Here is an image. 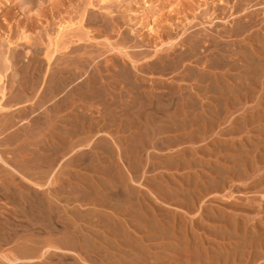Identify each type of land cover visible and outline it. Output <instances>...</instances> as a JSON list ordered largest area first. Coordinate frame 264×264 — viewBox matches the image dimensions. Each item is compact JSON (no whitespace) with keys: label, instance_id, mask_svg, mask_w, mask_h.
I'll use <instances>...</instances> for the list:
<instances>
[{"label":"bare ground","instance_id":"6f19581e","mask_svg":"<svg viewBox=\"0 0 264 264\" xmlns=\"http://www.w3.org/2000/svg\"><path fill=\"white\" fill-rule=\"evenodd\" d=\"M260 1L264 3V0H260ZM217 2H220V3L225 2V5H223V3L217 4ZM251 2L252 0H234L230 5H226L228 4V0H215V1L214 0H0V99L5 97L3 99V102L6 104V105L5 104L3 105L0 103V109L1 110L3 109L17 110V120H20L22 118L21 116L29 117L28 121L31 120L29 125L31 127H35V126L40 125V123L41 124L43 122L45 123V120L43 119L42 116H40L41 114H39L41 113L39 112L40 106H42L43 104H46L47 102L53 103L51 104L52 105L51 107L48 106L47 104V106L50 107L48 108L49 109L48 121L46 120V123H47L46 129L48 130V132H46L47 135L44 137H47L48 143L46 142L47 145L45 144L44 145L45 147H43L42 144H41L42 146L39 145L40 146L39 149L41 148V150L46 151L45 155L40 156L44 160L42 159H39V160L40 162L41 161L46 162L47 167L46 166L45 167L47 169L45 171L38 172L36 169L37 167H39L40 164H38L39 162L37 163V161L35 164L29 162L33 165H31L32 167L31 166L27 167L28 165L26 166L25 164L27 163L28 159L25 160L26 161L25 164L22 163L25 156H23L24 158L19 157L20 158V160H18L19 163H17L16 168H14L11 164L9 165L5 161V159L0 157V162L4 165V167L6 166L5 167L6 174L9 178V179H6L7 181L2 179L3 181H5V183L3 185L0 184L2 185L0 187V192H1L0 194L4 196V198H6V201H8L11 204L10 206H12L11 207L12 210L10 211V213L6 214L5 217L0 219V241H8L15 235H17V238L20 237L21 235L18 234V231L24 230V229L26 230V225L24 224L25 220L30 222V225H34V227L35 226L38 227V225H39L38 228H40L41 226L44 227L45 230L47 229L46 231H48V234H49L47 243L43 246V248L38 250V252L34 251L36 249H33V248L28 250L27 247H24L25 244H22V246H19L18 248H16L14 253L11 254L10 258H6L8 261L16 262V263L22 262V261L23 262L33 261L36 259H40L42 256L44 257V255L48 253L49 254L61 253L62 255H66L67 257H68V254L74 255L75 257L78 258V262L81 264H110V263H114V264H161V263H164L163 260L167 258L166 256H170L172 258L170 262L172 261L173 264H181V263H186V262L188 264H194V263L195 264H205L206 262H208L207 264H213L212 262H214L215 260L219 262L221 258H223V263H220V264H228V259H231L229 258L228 251L231 248H235L236 250L235 252L237 251L239 252L241 249L243 251L244 250L243 248H246V247L254 248V246L252 245H255V243L252 244L253 243L252 239L254 240V237L258 236L259 234L264 235V223H263L264 219H262L263 222L257 220L259 221V223L262 222V225L260 226L259 225L257 226L255 224L256 222L252 221L253 223L255 222L253 226L254 230L250 232L248 231L247 225L239 224L240 222H238V220L240 221V219L236 217L233 218L234 216L233 214H232L233 216L230 217L231 211L227 209H232V208H229L225 206L224 204H223V207H219L217 211L212 210V209L209 210L210 212L207 211L208 213H207V216L205 215L206 217H204L205 218L204 220L208 221L209 226L206 227V224L202 223L203 220H200V221L197 220L198 221L196 223L197 228H199L200 226L204 224L205 225V227L203 226L204 229L208 228V232H209V235L211 234V237L215 239L219 238V240L222 241V242L218 241L219 243H216V244L215 242H212L211 244L209 243V245L207 247L205 246V248H203L204 246H202V248L200 247L201 249L199 248V245H198L200 242H197V239L194 237V233L196 231L192 234L189 233V231L188 232H186V230L184 231L183 230L184 223L179 222L178 224L177 223L178 221L174 222V219L172 221H169V219L167 218V214H164V216L160 217L158 215L159 214L158 211H156V208L158 207H155L154 204L153 205L151 204L152 202H150V199L147 198L145 193L142 196L143 198L141 197L138 198V196L136 197V193L139 192L140 189H142L141 187L143 186L142 185L143 183H141L139 180L138 181L134 180L133 171H137L140 168L141 169L140 175L142 176L143 173L145 172L146 164L145 165L142 164L141 166L139 165L138 162L134 160L133 157H131L132 159L129 157L133 155L131 153V152H134L132 148H130V150L128 149L126 153V156H128L127 158H129L128 164L127 163L125 164L127 166L123 165L122 167H117V169H115V171L112 172L113 168L111 167L113 164L111 163H113L112 161H114V158L111 155L113 154L114 150L113 148H111V146L102 144V150L103 152L107 154L109 159L107 160V163L105 165L102 164L103 167L100 166V168L102 167L100 170V175L97 174L99 176L96 175V177L93 179L95 188L91 191V188H90L91 185H88L85 180L80 181V183L82 184L80 185V189H82L80 195L82 196V198L85 197L87 201L90 203L91 212L94 213V215L97 212L99 215H96V217L100 216V218L98 219L99 220L98 222L96 221V222H88V223H90L89 225L94 228L98 225H101V227L99 228L96 227V229L94 230H92L91 228L92 231H90L89 233H81V232L78 233V230L76 232V229L78 226L76 224H79V222L78 221L75 222V220L77 217L79 218V215L78 216L76 215L75 213L76 209L74 210L73 208H71L69 210L70 211L69 214H67L68 210L64 207L65 208L64 211L67 210L66 216L68 215L70 220L72 222H75L76 228L71 227L72 229L62 231V234L60 233L61 235L59 234L56 235L57 234L56 231H59L56 226H57V222L60 216V214L58 215L60 209L57 210L58 208L56 206L57 203L55 204L54 202L55 197L53 195L56 193L52 194L51 191H49L50 188L51 190H53L52 187H54L55 184L57 183L56 176H54V171L56 170L59 163L54 166L52 162L62 152L61 149L64 150V152H68L69 154H72V151L76 149V148L74 149V145H76L77 142L85 141V144L83 145H86V144L89 145V141H87L86 138L90 135L89 134V132L91 131L90 128L93 125L94 121H92L91 119L90 120L88 119L89 116H87L88 115L87 113L88 112L90 113V111L92 110V108H90V106L92 105L90 104L95 101L99 103L100 102L104 103L105 109L109 108V110L108 111L106 110V111L107 113L109 112L110 116L111 114H115V112L118 114L117 112L118 110H123L127 112L128 111L135 112V113L145 112L146 115L147 113H152L153 114V116L151 115L152 119H150L149 121H151V123L152 122L155 123L157 121L159 124L158 128H155L154 130L151 129V131H149L150 136L148 137H150L149 140H151V143L153 144L155 142L153 140L156 135H160L162 133H169V132L173 133L175 130H176L175 131L176 133L173 134V136H176L175 137L176 140L179 139L180 134H178V132L180 130L185 129V126L187 127V125L190 126V130L187 132V135H189L190 138H194L195 135H197L196 130L198 129V124H197L198 120L201 121L202 124L208 121L215 122L217 117H219L224 110L229 109V104L232 107L234 103L240 102V98L242 99V98L249 97L248 96L249 90L251 88H252L251 90L256 88L255 84L257 83L256 80H258V78L261 79V82L263 85L264 84V10L263 12H261L262 10H259V8H256V9L254 8V10L249 9L250 8L249 4ZM210 7L212 9H210ZM261 8L264 9V4ZM215 11L217 12L215 13ZM131 12L137 13L138 16H135V17L132 16ZM219 14H221V16H219ZM231 15L233 16L229 20L228 19L224 20V22L230 21L233 23L230 27H226V25L223 22H220V20H223V18L225 17L229 18ZM84 16H87V17L89 16V19L84 18ZM218 16L220 18H218ZM83 20H85V22L89 24L98 23L96 25V28H97L96 31L98 32V34H104L103 39H108L107 35H109L111 32L118 31L119 29L122 32L124 31L125 34L121 38L119 43L109 42V44H107L105 42L106 45L109 46L108 49L112 50V54H117V57L119 55L121 60L123 61L119 64L120 60H117L116 58H112V57L109 58L111 59L110 64L112 65L110 67H114L113 69L111 68V70H114V73L112 74L106 73L107 75L103 74L102 71L105 72L109 69L108 68L109 63L106 62L108 65L106 64L105 66L102 65L98 67V71H99L98 73L99 77L97 76L98 78L95 76V74H93V76H88L87 75L88 73H86L87 71L86 67L89 61L88 60L82 61L81 60L82 58L80 59L78 55L77 56L70 55L71 53L76 52L81 47V41L94 38L92 36L93 34L90 35L89 33L90 30H88L87 27H84ZM131 21H133V23L138 22L139 23L138 25L140 27L139 29L138 28L137 29L140 31L141 30L143 31L139 33L140 35V38H138L139 40L136 39L137 40L136 42L133 40V43L134 42L135 43L132 45L134 46L135 49L131 50L132 52L129 53V51L127 50L128 48L126 49L127 47L126 43L129 40H131V37L129 36L130 32L128 33L129 29L131 28L130 27ZM50 24L56 25L53 31L49 30V29H53L51 28ZM198 24L202 25L203 27L206 26L209 31H212V29H214V31L209 32V33L207 32L208 33L207 34L205 33V30H203L204 32L202 33L201 31L198 30L199 28L195 27ZM40 25H41V29L39 31H36V28L38 30V26L40 27ZM96 42L101 43L102 45V42H99V41H96ZM21 43H24L25 45L30 46V52H31L30 54H32V57L29 56L31 57L30 66L27 68L25 65L26 68L22 70L21 74H18L15 71L16 69L12 70V72H10L9 74V77H7L8 76L6 74L7 69L13 66L12 63L15 64V62L20 61V57L17 53L16 46L20 45ZM42 43H44L43 49L40 46ZM146 45H151L152 49L149 50V49H146L147 47L144 48L143 46H146ZM204 52H205V55H204L205 57L203 56ZM40 53H42L43 55L42 57L44 58L45 63H46V66L43 70L44 71L43 75H45V73L47 72V75H46L47 77L46 76L45 77L48 78V81L46 79L48 83L46 82L47 84L45 85V87L41 86L42 87L41 89L38 88V85L41 84L39 83L40 77H42L41 76L42 61L39 60L38 58V55ZM87 55L88 54H86V57L88 59V58H93V56H97V55L99 56V53L97 52L95 55H90L89 53V57ZM125 58H127L129 65H131V69L133 66L135 68V71L137 70L139 71V73H141L140 74L141 78H139V76H137L136 73L134 74L133 71L132 73L130 72L129 65L126 62ZM189 63H193V65ZM195 64H199L198 65L200 66L199 69L197 68L198 66L197 67L195 66ZM220 69L222 70L224 69L223 72L220 71ZM214 70L216 71L219 70L222 76L221 75L218 76V74H215V72H213ZM233 70H235L236 72L226 73V71H233ZM147 71H150L151 73L155 72L154 74H156L157 77L158 76L159 77L157 79L158 82H153L154 81L153 80L151 81L153 82L152 84H150L151 86H149L148 88H144L142 87V85L144 84L143 81L149 77L148 76L149 72ZM167 72L176 73L177 78H174V79L176 83H178L177 86H179L177 87V89H180L181 84L186 80L188 81L193 80L194 82L196 81V83L200 82L202 84L205 83L202 87H201L202 84L200 86L197 84L199 87H201L198 89V92L200 89L201 91L203 89V92L205 93L210 92L211 95L209 94L208 95L209 97L210 96L212 97L215 94L214 97L212 98L210 97V99H213V101L214 100L216 101V102L212 101L213 103H215L214 106L208 107L209 109L207 111L206 110L204 111L205 108L202 109L203 111L202 110L197 111L199 107L201 109V106L198 105L199 103L196 104V100H194V97L192 96L191 98L190 96L189 98L186 97L187 102L186 103L184 102L185 106L187 109L188 108L191 109L190 111H193L194 113L191 112L193 115L191 116L190 119L185 120V117H184V120H182L183 121L182 123H175L176 121L178 122V120H181L183 118V117L180 118V116L182 115H179L178 112L188 111L189 109L187 110L185 106L183 107L186 110L183 109L182 108V105L184 104L183 103L181 105L182 110L180 109L175 110L174 113L176 116L173 115V117H171L172 116L171 114L170 116L166 114L168 111H170L169 109L172 106L171 98H169L168 95L174 94L175 92L174 89L171 90L170 86H168V81L166 80L168 78V75L167 76L163 75V74H166ZM86 75L88 76V80L87 81L85 80L84 86H81L82 85L81 84L80 86L78 85L79 87L73 88V86L76 85V84L75 85L73 84L74 83L78 84L79 81L81 82L82 79H84ZM17 76L18 77L21 76V80H20L21 82L20 84H18V86L20 85V90L17 92H13L14 94H10L12 96L9 95L10 97L8 96L6 98V94H7L5 92L6 88L5 86H3L4 77L9 78L8 80L9 88L7 90L12 92L11 90H13L12 89L13 84H14L13 82H15V78H17ZM223 76L225 78H223ZM104 77H105V82L107 83V87L104 86V83L101 82L100 80ZM19 78L17 80H19ZM97 79L99 80L100 84L97 83ZM42 80H43V77L41 81ZM193 81H189V82H193ZM229 81H232V82H229ZM196 83L194 84L196 85ZM101 84L103 86H101ZM116 84H118V86L120 85L117 90L120 92L121 89L122 90L124 89L125 93H123V95L126 94V96H128L130 99V100L129 99L126 100V103L123 105L124 108L123 107L121 108L120 105L119 106L115 105L114 99H113L114 101L111 100L109 102L107 101L108 99H106V96L110 95L109 93L111 92L112 94L115 93V92L113 93V91L114 89H116L114 88L115 86H117ZM260 91H261L260 93H264V90L263 92L262 90ZM62 92L63 93L65 92L66 96L64 97L63 100L59 102L57 101V103H55L56 102L55 99H57V97ZM183 92L184 91H182V93ZM74 93L76 94V97L78 95L79 97L78 99L91 100L89 104L90 106L84 107L86 109L84 108L79 109L77 107L78 106L77 103H75V98L72 95ZM171 96L173 95H170V97ZM206 96L207 95H205V97ZM33 98L35 99L32 100V105L29 104L30 107L28 106V108L26 109L25 108L21 109L22 106L20 105L21 104L20 102H23V101L26 102L29 99L31 101V99ZM221 99H225L224 103H223V100L221 101L223 105L225 104L224 107L222 103L220 102ZM212 102H208V103L210 104ZM208 103H205V104L208 105ZM176 105L178 106V104ZM212 107L213 109L211 110ZM44 109H46V107ZM161 112L163 113L162 116L155 115V113L160 114ZM62 114L63 115L65 114L66 116L65 117L63 116V118H59L60 115ZM2 115L3 114L1 113V116ZM5 115L6 114H4L3 117ZM206 115L207 116L209 115V116L207 117ZM1 116L0 118H2ZM110 116L105 118L106 121L110 119V121L112 120L111 122L114 123L113 117H110ZM168 117H171V119H168ZM255 117L259 118L260 115H258V113H256V115L252 114L249 119L246 117V115H243L242 125L236 122L234 126L226 130L232 133L234 132L240 133L242 132L241 130L246 131L247 128L244 129L243 126L246 124L248 120L250 119L252 120ZM144 120L146 121V119ZM0 122H1L0 131H2L7 128H11L15 124L16 120H14L11 117H8V118L4 117V119ZM146 122L149 123L148 121ZM257 122L259 121L257 120ZM262 122L260 123L263 124L264 122L263 123ZM172 123L175 124L176 126L174 125L173 127L171 125ZM169 124L172 127L168 126ZM258 124L256 123V125ZM121 125H123V123L118 122L117 128L121 127ZM256 127L257 129H259L258 133L264 132V125L261 128H259L260 125ZM126 128H129V127H126ZM33 129L35 130V128ZM14 130H16V128ZM94 130L96 129L94 128ZM203 132H204V129L202 133ZM23 133L21 132L20 134H23ZM95 133H97V131H95ZM25 135H26V132H25ZM92 135L90 136L93 137ZM234 135H239V134H234ZM17 136L18 135L15 133V135L11 136V138H9L8 136L7 140L10 141L11 139H14V138L17 139L18 138ZM26 136L28 138V135ZM261 136H263L262 133H261ZM109 139H107V141ZM104 140H102L103 143H104ZM143 141L145 140L141 139L140 141L142 142L141 146L144 143ZM235 141L232 142L231 144H229L228 142L229 145H227L226 142L220 141L221 146H220V143H219V146L222 147V149L224 148L225 151L232 152L230 151V149L233 148V149H239L238 150L239 152H237L234 155H232L233 152L232 154L229 153L228 155L222 152L224 156H221L222 154L219 153L221 158L227 156L226 159L225 160L221 159L223 161L219 162L221 161L219 160L220 159L219 158L217 160L218 162H213V163L211 162L208 164L206 163L208 165L207 166L208 168L205 171L206 174H202L199 172L200 174H202L201 176L200 175L198 176L201 179L200 181L198 180L199 179L198 177H196L197 181L195 182H193L192 180L190 182L188 178L189 184H191L189 186L187 183H185L188 181L185 180V182L183 183L179 181V183L181 184L178 183L177 184L178 187L176 186V188L173 185L171 187V186H168L169 184L161 183L160 185L159 184L155 185L153 189H149L148 187H146L147 189L146 191L156 201L163 202L165 199L172 200V199L179 198L180 201L187 208H195V203L198 201L197 200L198 194L201 195L205 191H208L209 189L208 187H211V188L212 186H216L217 188L222 187L223 189H225V191L223 190L224 191L223 193L218 194L219 195L218 199H220L221 204L223 202L226 205H230V207L237 208V206L239 205H236L237 204L236 200H234L235 194L233 192H230L231 185L228 184L229 188L227 187L225 188V183L227 181H230V183L233 184V182L238 181V179H242V178L244 179L245 177L243 176L245 175L249 176L250 174H252V172L254 173L255 170H257V173H258V168L260 169L262 168V166L260 165L264 166L263 164L264 163V139H262V142L259 141L258 139L257 141H259V144L258 143L253 144L255 140H253L254 142L252 140L251 141L249 140L247 141L249 143L239 144L238 142L237 143L238 145H237L235 144L236 143ZM109 143L110 142H108L107 144ZM25 145L27 146L28 144H25ZM216 145L218 146V144ZM115 146L119 148L121 145L119 146L116 143ZM79 147H81V145ZM252 147H253L254 153L250 151L251 152L250 154L248 153L249 151L248 149L250 148L251 150ZM24 149L25 148L23 147L22 149L23 152L27 153V151L25 152ZM27 149L28 151H30L29 148ZM99 149H101V146ZM260 149L262 152L259 153ZM121 150L123 151V149ZM211 150H213V148ZM207 151H209V149L204 150V152H207ZM233 151L236 152V150H233ZM34 152L35 151H33L32 152L33 154H30V155H32L33 158L34 157L37 158L39 156L38 154L39 150L37 152L38 155L34 154ZM29 153H31V151ZM249 154L251 156V159L249 157ZM118 156H119V153H118ZM26 157H29L30 159L29 155H27ZM70 159L68 162L69 164L67 163V166H66L67 168L70 166V162H71ZM193 159L192 158L191 159L188 158V160L186 159L185 168H186V165L189 166V168L190 166L192 167L195 161V159L194 160ZM32 161L34 162V160ZM169 162H171V160ZM175 165H176V162H175ZM177 165L179 166L183 164H181V162H178ZM30 167L31 168L36 167L35 169L36 171H33V170L30 171ZM40 167L42 168V165ZM40 167L38 170H41ZM124 167L126 170H124ZM130 168H131V171H130ZM204 168L206 169V167ZM261 171H264V170L261 169ZM257 173L255 172V174ZM258 174H257L256 179L259 177L258 178L259 183L262 182L261 184L263 185L264 172H261V176L260 174L258 176ZM16 175L18 176L17 177L18 179L17 181L14 182L15 184L13 185L11 181L15 179ZM67 175H68V179L65 182L66 187L64 189L67 188L68 192H67V195H65V198H64V195L62 197L64 198V200L68 202L71 198L70 193H72V191H75V187H73L72 180H71V174L69 173V171L67 172ZM234 176L236 177V179L234 178ZM247 178H250V176ZM247 178H246V181H247ZM243 179L241 181H245V179L244 180ZM132 183H135V185L136 184L138 185V188L136 189L137 192L132 188V186H134V184ZM199 183H201V185H199ZM240 183L243 184L242 182ZM182 184H183V187L185 185L187 186V187H184L185 190L184 188L182 189V187L179 188V185L182 186ZM193 184H194V187L191 188L190 186H192ZM246 184L248 186L249 183H246ZM255 184L257 183L250 182L251 186L252 185L254 186ZM61 186L62 185H60V187ZM259 186L263 189V187L260 184ZM246 188H245V191H249L248 190L249 188L247 190ZM251 188H252L251 191H255L256 189H258V191L261 190V189L259 190V188H254V187H251ZM236 190H239V188ZM44 191L47 192V195L44 194L45 193ZM237 193H239V191ZM255 194L257 195V192L253 194L254 196L252 194L251 195L257 198L258 196L256 197ZM259 197L261 198V200ZM259 197L258 198L260 202L258 203L259 204L258 210H263L264 212V203H263L264 193H260ZM199 202L201 203L204 202V198ZM78 204H80V206L81 204L83 205V201H80ZM241 204H242L241 205L242 209L245 210L246 213L249 210L252 212L255 208V206L253 207V204H251L250 200L248 199L243 203L241 202ZM198 205L199 206L198 208L196 207V211L193 213V215L199 214L198 212L201 209V206H200V203ZM67 207L69 208V206ZM77 213L79 214V212ZM256 213H257V210H256ZM251 215H254V214L251 213ZM63 218H65L64 215L62 219ZM65 222H67V220ZM61 224L62 223H60V225ZM66 224H63V226ZM210 224L212 226H210ZM192 226H195V221H194L193 216H192ZM44 228H43V231H44ZM78 229L79 231H81L80 227ZM188 233L191 235H188ZM31 234H33V232ZM248 235H250L249 236L251 237L250 239L247 238ZM263 235H260V236L263 237ZM22 236H25V235H22ZM197 237L200 238L199 235ZM152 238L154 239L159 238L160 241L166 242V245L162 246L163 249H161L164 252L158 251L160 252L159 254L157 253L153 255L151 254L152 243L150 240ZM258 238L260 242H264L263 241L264 239L261 240L260 237ZM258 238H255V240H258ZM31 239L33 240V238ZM232 239L235 242L234 244H231ZM37 240L38 239H36V241ZM226 240L227 242L225 243L224 241ZM24 242L22 241V243ZM202 242L203 241H201L200 245H202ZM206 242H208V240H206ZM224 243L227 245H225ZM158 244L161 246L162 243L161 244L158 243ZM261 244L259 245L261 246ZM35 245L36 244H34V246ZM40 245L41 244H39V246ZM260 246L256 248L260 249ZM28 248H31V246ZM34 248H37V247H34ZM253 248L251 249L254 252L257 251L255 255H260L257 253H259L258 251H260L261 249L257 250L255 248L256 249L255 250ZM263 248L264 247L262 246V249ZM155 252H157V249L155 250ZM244 252H247V251L244 250ZM248 253H250V251ZM241 254L239 252V256L232 255L233 259H235L234 257H237V256L240 259V257H242L240 256ZM251 256L253 255L252 254L249 255V257ZM51 257L53 256L51 255ZM61 257L63 258V256ZM237 260L238 259H235V261ZM45 261L48 262V260H45ZM96 261H98L99 263H93ZM229 261L230 263H232L231 260ZM49 263L50 262L46 264H49ZM51 263L54 264L55 262L54 263L51 262Z\"/></svg>","mask_w":264,"mask_h":264},{"label":"rangeland","instance_id":"374dc122","mask_svg":"<svg viewBox=\"0 0 264 264\" xmlns=\"http://www.w3.org/2000/svg\"><path fill=\"white\" fill-rule=\"evenodd\" d=\"M215 1V0H214ZM234 0H228V4H226V5H230L232 2H233ZM220 2H217V4H219ZM223 3V5H225V2H222ZM222 3H220V4H222ZM253 3V4H252ZM255 3V4H254ZM263 2H261L260 0L258 1V0H252V2L249 4V9H251V10H254V8L256 9V8H259V10H262L261 12H263V10L264 9H262L261 7L263 6ZM210 9H212L211 7H210ZM17 10V9H16ZM96 11V10H95ZM211 11V10H210ZM217 11H215V13H216ZM136 14V15H135ZM131 15L132 16H138L137 15V13H135V12H131ZM261 15V14H260ZM219 16H221V14H219ZM218 16V18H220ZM233 15H231L229 18H223V20H220V22H223L225 25H226V27H230L233 23L232 22H230V21H225L224 22V20H226V19H230L231 17H232ZM84 18H86V19H89V16L87 17V16H84ZM84 21V27H87L88 28V30H90V35H92L94 38L93 39H89V40H85V41H81V47L76 51V52H74V53H71L70 55H72V56H77L78 55V57L83 61V60H88L87 62H88V64H87V71H86V73H88L87 75L88 76H93V74H95V76L97 77H99V75H98V73H99V71H98V67L99 66H102V65H106L107 63H109V66H108V70L107 71H102L103 72V74H112V73H114V70H111V68L113 69L114 67H110V66H112L110 63H111V59H109V58H116L117 60H120L119 61V64L121 63V62H123L122 60H121V58H120V56L118 55V57H117V54H112V50H109L108 49V45H106V43L107 44H109V42L111 43H114V42H116V43H119V41L121 40V38L124 36V31L122 32L120 29V31L118 30V31H115V32H111L109 35H107L108 36V39H103V37H104V34H98V32L96 31L97 30V28H96V25L98 24V23H95V24H89V23H87V22H85V20H83ZM135 21V20H134ZM131 24V28L129 29V31H128V33L130 34L129 36L131 37V40H129L127 43H126V45H127V47H126V49L129 51V53L130 52H132L131 50H133V49H135L134 48V46L132 45V44H134L137 40L136 39H138V38H140V35H139V33L141 32V31H143V30H138L139 29V23L137 22V23H133V21H131L130 22ZM44 24V23H43ZM42 24V25H43ZM136 24V25H135ZM138 25V26H137ZM50 26H51V28H53V29H49V30H54L55 29V24L53 25V24H50ZM95 26V27H94ZM129 27V26H128ZM196 28H199L198 30L199 31H201L202 33L204 32L203 30H205V33H209V32H213L214 31V29H212V31H209L208 29H207V27H206V29H205V27H203L202 25H200V24H198V25H196L195 26ZM138 28V29H137ZM202 28V29H201ZM204 28V29H203ZM41 29V25H40V27L38 26V30H37V28H36V31H39ZM145 29V28H144ZM207 30V31H206ZM51 32V31H50ZM148 32V31H147ZM207 33V34H208ZM53 35V34H52ZM139 35V36H138ZM207 36V35H206ZM105 40V41H104ZM133 40L135 41L134 43H133ZM139 40V39H138ZM44 41H45V39H44ZM96 41H99V42H102V45H101V43H97ZM83 42V43H82ZM106 42V43H105ZM23 44V45H22ZM131 44V45H130ZM41 48L43 49V46H44V43H42L41 45ZM133 46V47H132ZM17 48H16V50H17V53H18V55H19V57H20V61H18V62H15V64H13L12 63V67L11 68H8L7 69V71H6V74L8 75L7 77H9V74H10V72H12V70H15L18 74H21V72H22V70L24 69V68H28L29 66H30V58L32 57V54H30L31 52H30V46H28V45H25L24 43H21L20 45H17L16 46ZM144 48L145 47H147L146 49H149V50H151L152 48V46L151 45H146V46H143ZM125 49V50H126ZM85 50V51H84ZM94 50V51H93ZM84 51V52H83ZM99 53V56L97 55V56H93V58H88L87 59V57H86V54H88L87 56L89 57V53H90V55H95L96 53ZM106 52V53H105ZM149 53H151V52H149ZM148 53V54H149ZM28 54H30V55H28ZM101 54V55H100ZM205 55V52L203 53V56ZM29 56H31V57H29ZM43 55H42V53H40L39 55H38V58H39V60H41L42 61V68H41V76L43 77V80L45 81H43V83H42V81H41V79H42V77H40V82L39 83H41V84H39L38 85V88L39 89H41L43 86L45 87V85L48 83L47 81H48V78H46L47 76V72L45 73V75H43V70H44V68H45V66H46V63H45V60H44V58L42 57ZM114 56V57H113ZM41 57V58H40ZM205 57V56H204ZM85 58V59H84ZM106 58H108V59H106ZM120 58V59H119ZM43 59V60H42ZM126 59V62L128 63V65H129V62H128V60H127V58H125ZM107 62V63H106ZM124 62H125V60H124ZM28 64V65H27ZM189 64H192L193 65V63H189ZM25 65H26V67H25ZM89 65V66H88ZM108 65V64H107ZM199 64H195V66L197 67ZM199 67L200 66H198L197 68L199 69ZM13 68V69H12ZM129 69H130V72L132 73V71H133V73L135 74H137V76H139V78H141V73H139V71H135V68L132 66V69H131V65H129ZM30 70V69H29ZM50 70H51V68H50ZM110 70H111V72H110ZM224 70V69H223ZM223 70L222 69H220V71H222L223 72ZM53 71V70H52ZM219 70H214L213 72H215V74H218V76H220L221 74H220V71L218 72ZM96 72V73H95ZM109 72V73H108ZM147 72H149L148 74V76L149 77H151V78H146L144 81H143V85H142V87H144V88H148L149 86H151L150 84H152L153 82H158V77H157V75L156 74H154L153 72L151 73L150 71H147ZM174 72V71H173ZM173 72H167L166 74H163V75H165V76H167L168 75V78L166 79L167 81H168V86H170V89L171 90H173L174 89V94H169L168 96H169V98H171V107H170V111H168L166 114H168V116H170V114L172 115L171 117H173V115L174 116H176L175 115V110H177V109H180V110H182L181 109V105L185 102H187V98H189V96H190V98H191V96L192 97H194V100H196V104L197 103H199L198 105H200L201 106V109H200V107H199V109L197 110V111H199V110H202L203 108H205L204 109V111L206 110H208L209 108L208 107H211V106H214V104L215 103H213V102H216L215 100L213 101V99H210V97L208 96L209 94H210V92L208 93V92H203V89H202V91H201V89L199 90V92L201 93H199L198 92V89L199 88H201L204 84H202V83H200V82H197L196 83V81L194 82L193 80H189V81H193V82H189L188 80H186V81H184L182 84H181V88L180 89H177V87H179V86H177L178 85V83H176V81H175V79L174 78H177V75H176V73H173ZM217 72V73H216ZM221 72V73H222ZM228 72H236L235 70H233V71H226V73H228ZM50 73V72H49ZM151 73V74H150ZM172 73V74H171ZM106 74V75H107ZM158 74V73H157ZM85 76L84 77V79H82V81L79 83L78 82V84L77 83H74L73 85H75V86H73V88H77V87H79L81 84V86H84V82H85V80L87 81L88 80V76ZM46 76V77H45ZM153 76V77H152ZM222 76V75H221ZM5 78L4 77V83H3V86H5V92L7 93L6 94V98L10 95V94H14L13 92H17V91H19L20 90V85L18 86V84H20V80H21V76H17V78H15V82H13L14 84H13V90H11L12 92H10V91H8L7 89L9 88V78ZM49 77V76H48ZM97 77V78H98ZM19 78V80H17ZM172 78V79H171ZM223 78H225L224 76H223ZM6 79H7V81H6ZM46 79H47V81H46ZM102 79H103V81H102ZM102 79H100L101 80V82H103L104 83V86H106L107 87V83L105 82V77L104 78H102ZM150 80V81H149ZM154 80V81H153ZM173 80V81H172ZM259 80V81H258ZM258 80H256V88L255 89H253V90H249V94H248V98H240V102L238 103L237 101V103H234L233 105H232V107H231V105L229 104V109H227V110H224L223 112H222V114L219 116V117H217V119H216V121L215 122H205V123H203L202 124V122L201 121H199L198 120V122H197V124H198V129L196 130V132H197V135H195V137L194 138H190L189 137V135H187V132L190 130V126L189 125H187V127L185 126V129H183V130H178L179 132H178V134H180V137H179V139H175V137L176 136H173V134H175L176 132V130L172 133V132H169V133H162V134H160V135H156L155 137H154V140L153 141H155L153 144L151 143V140H149V138L150 137H148V136H150V133H149V131H151V129H155V128H158V126H159V124H158V122L156 121L155 123L154 122H152L151 123V121H149L150 119H152L151 117L153 116V114L152 113H147V115H146V113L144 112V113H135V112H127V111H123V110H118L117 112H118V114L115 112V114H111V116L109 115V112L107 113V111L109 110V108H106L105 109V104L104 103H99V102H97V101H95V102H93V103H91L90 104V101L91 100H81V99H78L79 97H78V95H77V97H76V94L74 93V94H72L73 95V97L75 98V103H77V107L80 109V108H84V107H89L90 105H92V106H90V108H92V110L90 111V113L88 112H86L88 115L87 116H89L88 117V119L90 120H92V121H94V123H96V124H94L93 123V125L91 126V128H90V132H89V134L90 135H92L93 137H91L90 135L86 138L87 139V141H89V145H83V144H85V141H80V142H77L76 143V145H74V151H72V154H69L68 152H64V150H62L61 149V151L63 152H61L59 155H58V157L52 162V164L55 166V165H57L58 163V166H57V168H56V170L54 171V176H56V179H57V183L55 184V186L54 187H52V189L53 190H55V191H53V190H51V188H50V190L49 191H51V193L53 194V193H56V194H54L53 196L55 197H52V198H54V202H55V204H56V206L58 207L57 208V210H59V213H58V215L60 214V216H59V219H58V222H57V229L59 230V231H56V235H61L62 234V231H65V230H68V229H72V228H76L75 227V222L76 221H78L79 222V224H76V225H78L77 226V229H76V232H77V230H78V233H89L90 231H92V230H94V229H96V227L97 228H99V227H101V225H98V226H96L95 228L94 227H92V226H90L89 224L90 223H88V222H98L99 220V218H100V216H97L96 217V215H99L97 212L95 213V215H94V213H92L91 212V205H90V203L87 201V199L85 198V197H83L82 198V196L80 195V193H81V191H82V189H80V185H82L81 183H80V181H83V180H85L86 181V183L88 184V185H91L90 186V188H91V191L95 188L94 187V182H93V179L96 177V175L97 174H99L100 175V170H101V168L103 167V165H105L106 163H107V160L109 159V157L107 156V154L105 153V152H103V150H102V144H105V145H108V146H111V148H113V150H114V152H113V154L111 155L113 158H114V161H112L113 163H111V164H113L112 165V167L111 168H113L112 169V172H114L115 171V169H117V167H122L123 165L124 166H127V165H125L126 163L128 164V159L129 158H127L128 156H126V153H127V151H128V149L130 150V148H132L133 150H134V152H131L133 155H131V156H129L130 158L131 157H133L134 158V160L136 161V162H138L139 163V165H141L142 166V164L143 165H145L146 164V169H145V174L143 173V175L141 176L140 175V171H141V169L139 170H137V171H133L134 172V174H133V178H134V180H136V181H140L141 183H143L142 185V189H140V191L139 192H137L136 191V189L138 188V185L136 184L135 185V183H132V184H134V186H132V188L137 192L136 193V197L138 196V198L139 197H141V198H143L142 196H143V194L145 193V195L147 196V198H149L150 199V202H152L151 204L153 205H155V207H158V208H156V211H158V215L160 216V217H162V216H164V214H167V218L169 219V221H172L173 219H174V222H176V221H178L177 223L179 224V222H182V223H184V227H183V230L185 231L186 230V232H188L189 231V233H194L195 231V233H194V237L197 239V242H200L198 245H199V248L201 247L202 248V246H204L203 248H205V246L207 247L208 245H209V243L211 244L212 242H215V244L216 243H219L221 240H219V238L217 239H215V238H213V237H211V234L209 235V232H208V228H206L207 229V231H206V229H204V227H205V225L204 224H206V227L207 226H209V224H208V221L206 222L204 219V217H206L207 216V211H209L210 209H212V210H216L217 211V209L219 208V207H223V204L225 205V206H227V207H229V208H232V209H227V210H230L231 212H230V217H232L233 215V218L234 217H236V218H238V219H240V221L238 220V222H240L239 224H241V225H247V228H248V231H250V232H252L253 230H254V223L258 226H260V225H262V222H263V220L262 219H264V212H263V210H258L259 209V202H260V200H261V196L259 197V194L260 193H264V182H263V185L261 184L262 182H260L259 183V177L256 179V177H257V174L259 173L260 174V176H261V172H264V171H261V169L262 170H264V166L263 165H260V166H262V168L260 169V168H258V173H257V170H255L254 171V173L252 172V174H250L249 176H250V178H247V177H249V176H243V177H245L244 179H245V181H246V178H247V181L245 182V181H241L242 179H238V181H235V182H233V184H231L230 183V181H227L226 183H225V188L227 187V188H229L228 186L229 185H231V189H230V192H233L234 194H235V198H234V200H236V205H239V206H237V208H235V207H230V205H226L225 203H223L222 202V204H221V201H220V199H218V197H219V195L218 194H220V193H223L224 191H225V189H223L222 187H216V186H212V188L211 187H208V188H206V189H208V191H205L204 193H202L201 195H199L198 194V196H200V197H198L197 196V202L195 203V208H187L181 201H180V199L179 198H177V199H172V200H170V199H165L163 202H160V201H156L155 199H153L152 198V196H150V194L146 191L147 189H146V187H148L149 189H153L154 188V186L155 185H160L161 183L163 184H169L168 186H171L172 187V185L176 188V186L178 187V183H179V181L181 182V183H183V182H185V180H187L188 181V178H189V180H190V182H191V180L193 181V182H195V181H197L196 180V177H198L199 175L201 176L202 174H206L205 173V171L207 170V164L208 163H213V162H218L217 160L219 159V160H221V159H226V155H228L229 153L230 154H232V152H233V154L232 155H234V154H236L237 152H239L238 150L239 149H233V148H231L230 149V151H232V152H229V151H225L224 150V148L222 149V147H220L221 146V143H220V141H222V142H226V144L227 145H229V144H231L232 142H234L235 140V144H237L238 142H239V144L241 143H249V142H247V141H253V140H255V142L253 143V144H259V141H261L262 142V139H264V132H261L262 133V135L263 136H261V133H258V130L259 129H257V127L256 126H259L260 125V127L259 128H261L263 125H264V93H260L261 91L260 90H262V92H263V90H264V84L262 85V82H261V79H259L258 78ZM151 81H153V82H151ZM170 81V82H169ZM171 81H172V83H171ZM47 82V83H46ZM229 82H232V81H229ZM260 82V83H259ZM15 83H17V84H15ZM97 83H99L100 84V82H99V80L97 79ZM102 83V84H103ZM194 83H196V85L194 84ZM44 84V85H43ZM101 84V86H103ZM106 84V85H105ZM200 86L201 84V87H199L198 85ZM79 85V86H78ZM117 86H115L114 88H116V89H114V91H113V93L114 94H112V92L111 93H109L110 95L109 96H106V99H108L107 101L109 102V101H114V104L115 105H120V107L122 108H124V104L126 103V100L127 99H129V97L128 96H126V94H124L123 95V93H125L124 92V89L122 90L121 89V91L119 92L117 89L119 88V86H118V84H116ZM172 85V86H171ZM195 85V86H194ZM42 86V87H41ZM174 86V87H173ZM183 86H185V87H183ZM259 86H260V88H259ZM173 87V88H172ZM192 87V88H191ZM196 87V88H195ZM261 87H262V89H261ZM182 88H183V90H182ZM189 89V90H188ZM195 89H197V90H195ZM7 90V91H6ZM182 91H184L183 93H182ZM9 92V93H8ZM65 93V92H64ZM64 93L62 92L58 97H57V99H55L56 100V102L55 103H57V101L59 102V101H61V100H63L64 99V97L66 96V93H65V95H64ZM190 95H189V94ZM204 95H203V94ZM200 94V95H199ZM170 95H173V96H171L170 97ZM177 95V96H176ZM187 95V96H186ZM205 95H207L206 97H205ZM211 95V94H210ZM213 95V94H212ZM10 96H12V95H10ZM9 96V97H10ZM36 96V95H35ZM113 96V97H112ZM131 96V95H130ZM203 96V97H202ZM214 96H215V94H214ZM214 96H212V97H214ZM242 96V95H241ZM108 97V98H107ZM187 97V98H186ZM211 97V98H212ZM243 97V96H242ZM5 97H3V98H1L2 99V101H1V99H0V103L1 104H5L4 102H3V99H4ZM60 100H59V99ZM74 98H72V99H74ZM198 98V99H197ZM203 98H204V100H203ZM35 98H33V99H31V101H30V99L28 100V101H23V102H20L21 104V109L22 108H28V106L30 107V105H32V100H34ZM114 99V100H113ZM130 100V99H129ZM186 100V101H185ZM223 100V103H224V101H225V99H221L220 100V102ZM260 100V101H259ZM30 101V102H29ZM84 101V102H83ZM173 101H174V103H173ZM213 101V102H212ZM256 101H258V102H256ZM208 102H212V103H208ZM12 103V102H11ZM25 103V104H24ZM50 102H47L46 104H43L42 106H40V110H39V112H41V113H39V114H41L40 116H42L43 117V119L45 120V123H46V120L48 121V115H49V109L48 108H50L52 105L51 104H53L52 102L49 104ZM178 104V106L176 105V104ZM185 103L182 105V108L183 109H185L186 108V106H185ZM205 103H208V105L207 104H205ZM222 103V102H221ZM223 103H222V105H223ZM242 103V104H241ZM25 105V107H24V105ZM30 104V105H29ZM47 104H48V106H50V107H48L47 106ZM90 104V105H89ZM174 104V105H173ZM203 106H202V105ZM6 105V104H5ZM205 105V106H204ZM225 105V104H224ZM224 105H223V107H224ZM258 105V106H257ZM113 106V105H112ZM183 106H185V108L183 107ZM42 107H43V109H42ZM46 107V109H44ZM99 107H100V109H99ZM13 108V107H12ZM97 108H98V110H97ZM234 108V109H233ZM246 108V109H245ZM41 109H42V111H41ZM84 109H86V108H84ZM94 109V110H93ZM187 109V108H186ZM185 109V110H186ZM189 109V108H188ZM187 109V110H188ZM213 109V107L211 108V110ZM231 109V110H230ZM1 110V109H0ZM4 110V111H3ZM3 110H1L0 111V116H1V113L4 115V114H6L4 117H6V118H8V117H11V118H13L14 120H16V122H15V126L13 125L11 128H7V129H5V130H2V131H0V157L1 158H3V159H5V161L10 165H12L14 168H16V166H17V163H19L18 162V160H20V158L21 157H23V156H25V158L23 159V162L22 163H26V161L25 160H27V163L25 164L27 167H29V166H31V165H33V164H35L36 163V161H37V163L38 164H40L39 165V167L42 165V168L40 167V169L41 170H38L39 169V167H37V169H36V167H34V168H31L30 167V171H38V172H41V171H45L47 168V165H46V162L45 161H41L40 162V160L39 159H42V160H44L42 157H40L41 155H45L46 154V151H44V150H41V148L39 149V147L40 146H42L43 145V147H45L44 145L46 144V142L48 141V139H47V137H44V136H46L47 135V133L46 132H48V130L46 129V126H47V123L45 124L44 122L42 123L43 124V126H42V124L40 123V125H38V126H35V127H31L29 124H30V121L31 120H29L28 121V118L29 117H23V116H21L22 118L20 119V120H17V110H14V109H3ZM48 110V111H47ZM100 110V111H99ZM107 110V111H106ZM191 109H189L188 111H180V112H178L179 113V115H182V116H180V118L181 117H183L181 120H178V122L176 121L175 123H182L183 121L182 120H184V117H185V120H188V119H190L191 118V116L193 115L191 112H193V111H190ZM47 111V112H46ZM203 111V110H202ZM259 111H261V112H259ZM93 112V113H92ZM8 113V114H7ZM126 113V114H125ZM131 113V114H130ZM134 113V114H133ZM157 113H159V112H157ZM157 113H155V115H157V116H162L163 115V113L161 112L160 114H157ZM184 113V114H183ZM187 113H188V115H187ZM194 113V112H193ZM245 113V114H244ZM256 113H258V115H260V117L259 118H257V117H255V118H253L252 120L250 119V120H248L247 122H246V124L243 126V128L244 129H248V131H247V129H246V131L245 130H241L242 132H244V133H242V132H240V133H238V132H234V133H232V132H229V131H227L226 129H229L230 127H232V126H234L235 124H236V122L237 123H239V124H241L242 125V123H243V115H246V117L249 119L250 117H251V115L252 114H255L256 115ZM136 114V115H135ZM139 116H138V115ZM148 114H149V116H148ZM205 114V113H204ZM3 115L1 116L2 118H0V119H4V117H3ZM44 115V116H43ZM116 115V116H115ZM143 116V118H142V116ZM146 115V116H145ZM152 115V116H151ZM178 115V116H179ZM184 115V116H183ZM186 115V116H185ZM250 115V116H249ZM63 116L65 117L66 115L64 114H62V115H60V117L59 118H63ZM108 116H110V117H113V120H114V123L113 122H111L110 121V119L109 120H107L106 121V119L105 118H107ZM207 116V115H206ZM209 116V115H208ZM207 116V117H208ZM238 116V117H237ZM240 116V117H239ZM261 116H262V118H263V120H262V118H261ZM45 117H46V119H45ZM109 117V118H110ZM114 117H115V119H114ZM134 117H136V118H134ZM138 117V118H137ZM141 119H140V118ZM145 117V118H144ZM149 117V118H148ZM171 117H168V119H171ZM133 118H134V120H133ZM240 118V119H239ZM257 118V119H256ZM112 119V118H111ZM143 119V120H142ZM144 119H146V121H148L149 123H147ZM2 120H0V121H2ZM88 120V121H89ZM96 120V121H95ZM130 120V121H129ZM133 120V121H132ZM138 121V123H137V121ZM237 120V121H236ZM239 120V121H238ZM254 120V121H253ZM257 120L259 121V122H257ZM105 121H106V123H105ZM251 121V122H250ZM256 121V122H255ZM263 121V122H262ZM118 122H120V123H123V125H121V127H123V128H121V127H119V128H117L118 126H117V124H118ZM126 122H127V124H126ZM130 122V123H129ZM135 122V123H134ZM260 122H262L263 124H261ZM1 123V122H0ZM100 123V124H99ZM104 123V124H103ZM140 123V124H139ZM146 123V124H145ZM256 123L258 124V125H256ZM44 124H45V126H44ZM151 124V125H150ZM19 125V126H18ZM107 125V126H106ZM128 125V126H127ZM142 125V126H141ZM144 125V126H143ZM150 125V126H149ZM153 125V126H152ZM157 125V126H156ZM173 127H174V125L175 124H171ZM182 125V124H181ZM125 126V127H124ZM136 127V128H134V127ZM140 126V127H139ZM152 126V127H151ZM168 126H170V124L168 125ZM172 126H170V127H172ZM176 126V125H175ZM183 126V125H182ZM19 129H18V128ZM23 129H22V128ZM43 127V128H42ZM126 127H129V128H126ZM154 127V128H153ZM249 127H250V129H249ZM16 128V130H14ZM33 128H35V130L33 129ZM94 128L96 129V130H94ZM115 128V129H114ZM125 128V129H124ZM242 128V129H243ZM10 129V130H9ZM141 129V130H140ZM203 129H204V132L202 133V131H203ZM254 129V130H253ZM20 130V131H19ZM27 130V131H26ZM100 130V131H99ZM104 130V131H103ZM133 130V131H132ZM145 130V131H144ZM226 130V131H225ZM256 130V131H255ZM28 131H29V133H28ZM95 131H97V133H95ZM125 131V132H124ZM144 131V132H143ZM146 131H148V132H146ZM8 132V133H7ZM11 132H13V133H11ZM23 133V134H20V133ZM25 132H26V135H28V138H27V136L25 135ZM133 132V133H132ZM141 132H143V133H141ZM199 132V133H198ZM200 132H201V134H200ZM225 132V133H224ZM228 132V133H227ZM15 133L18 135L17 137V139L16 138H14V139H11L10 141H8L7 139V137L9 136V138H11V136H13V135H15ZM28 133V134H27ZM100 133V134H99ZM101 133H103V134H101ZM105 133V134H104ZM32 135V136H30V135ZM36 134H38V135H36ZM45 134V135H44ZM200 134V135H199ZM234 134H239V135H234ZM20 135V136H19ZM100 135V136H99ZM131 135V136H130ZM138 135V136H137ZM145 135V136H144ZM98 136V137H97ZM173 136V137H172ZM258 136V137H257ZM92 138V139H90V138ZM103 137V138H102ZM165 137V138H164ZM260 137H262V138H260ZM104 138H105V140L107 141V139H109L107 142L104 140ZM107 138V139H106ZM125 138V139H124ZM127 138V139H126ZM248 138V139H247ZM21 139V140H20ZM23 139V140H22ZM121 139V140H120ZM124 139V140H123ZM141 139H143V140H145V141H143L144 143H143V145L141 146V143L142 142H140L141 141ZM259 139V141H257ZM102 140H104V143L102 142ZM126 140V141H125ZM131 140H132V142H131ZM136 140V141H135ZM168 140V141H167ZM232 140V141H231ZM13 141V142H12ZM44 141H45V143H44ZM112 141V142H111ZM170 141V142H169ZM246 141V142H245ZM8 142H10V143H8ZM22 142V143H21ZM24 142V143H23ZM91 142V143H90ZM101 142V143H100ZM106 142V143H105ZM108 142H110L109 144H107ZM162 142V143H161ZM228 142H229V144H228ZM260 142V143H261ZM48 143V142H47ZM118 144L120 147L119 148H117L116 146H115V144ZM140 143V144H139ZM219 143H220V146H219ZM25 144H28L27 146L25 145ZM42 144V145H41ZM99 146H98V145ZM166 144V145H165ZM216 144H218V146H219V148H218V146L216 145ZM19 145V146H18ZM40 145V146H39ZM47 145V144H46ZM81 145V147H79V146ZM129 146V147H127V146ZM134 145H135V147H134ZM238 145V144H237ZM22 146V147H21ZM100 146H101V149H99L100 148ZM151 146V147H150ZM225 146V145H224ZM23 147L25 148L24 150H25V152L27 151V153H29L30 151H31V153H29V154H27V153H24L23 152ZM29 148V150L30 151H28V149L27 148ZM139 147V148H138ZM215 147V148H214ZM22 148V149H21ZM37 148V149H36ZM117 148V149H116ZM213 148V150H211V149ZM21 149V150H20ZM27 149V150H26ZM31 149H33V150H31ZM121 149H123V151L121 150ZM141 149V150H140ZM205 149H209V151H207V152H204V150ZM38 150H39V152H38ZM102 150V151H101ZM120 150V151H119ZM219 150V151H218ZM223 150V151H222ZM233 150H236V152L235 151H233ZM249 151H248V153H250L251 154V152L250 151H252L253 152V147H252V149L250 150V148L248 149ZM33 151H35L34 152V154H37V152H38V154H39V156L36 158V157H32V155H30V154H33L32 152ZM122 151V152H121ZM211 151V152H210ZM214 151V152H213ZM19 152V153H18ZM23 152V153H22ZM125 152V153H124ZM222 152L224 153V154H226L225 156L226 157H223V158H221V156H224V154H222ZM235 152V153H234ZM258 152V151H257ZM260 152H262L261 151V149L259 150V153ZM118 153H119V156H118ZM222 154L221 156H220V154L219 155H217V154ZM254 153V152H253ZM252 153V154H253ZM37 154V155H38ZM69 154V155H68ZM80 154V155H79ZM100 154V155H99ZM117 154V155H116ZM201 154V155H200ZM210 154V155H209ZM214 154H216V155H214ZM250 154H249V157H250V159H251V156H250ZM27 155H29L30 156V159H31V161H30V159H29V157H26ZM114 155V156H113ZM191 155V156H190ZM76 156V157H75ZM117 156V157H116ZM218 156H220V157H218ZM20 157V158H19ZM32 157V158H31ZM83 157V158H82ZM111 157V158H112ZM139 157V158H138ZM71 158V159H70ZM78 158H80V159H78ZM137 158V159H136ZM167 158V159H166ZM188 158L189 159H195V161H194V163H193V165H192V167L190 166V168H189V166H187L186 165V168H185V164H186V159L188 160ZM69 159L71 160V162H70V168H69V170H68V168L66 167L67 166V163L69 162ZM132 159V158H131ZM193 159V160H194ZM205 159V160H204ZM32 160H34V162L32 161ZM97 160V161H96ZM146 160V161H145ZM171 160V162H169ZM207 160V161H206ZM215 160V161H214ZM83 161V162H82ZM126 161V162H125ZM198 161V162H197ZM201 161V162H200ZM210 161V162H209ZM223 160H221V161H219V162H222ZM16 162V163H15ZM29 162H31V163H33V164H31V163H29ZM98 162V163H97ZM145 162H147V163H145ZM175 162H176V165H175ZM178 162H181V164H183V165H177V163ZM184 162V163H183ZM205 162V163H204ZM15 163V164H14ZM207 163V164H206ZM30 164V165H29ZM69 164V163H68ZM103 164V165H102ZM197 164V165H196ZM264 164V163H263ZM1 165H3L1 162H0V184H4L5 183V181H7L6 179H9L8 178V176H7V174H6V166L4 167V165L3 166H1ZM52 165V166H53ZM117 165V166H116ZM147 165H148V167H147ZM46 166V167H45ZM89 166V167H88ZM100 166H102L101 168H100ZM92 167V168H91ZM95 167V168H94ZM130 167V166H129ZM204 167H206V169L204 168ZM100 168V169H99ZM180 168V169H179ZM204 168V169H203ZM5 169V170H4ZM29 169V168H28ZM36 169V170H35ZM65 169H66V171H65ZM167 169V170H166ZM124 170H126L125 169V167H124ZM147 170V171H146ZM183 170V171H182ZM201 170H203V171H201ZM260 170V171H259ZM69 171V173L71 174V180H72V184H73V187H75V191H72V193H70V200L67 202L66 200H64V198H65V195H67V188L66 189H64L66 186H65V182L67 181V179H68V175H67V172ZM94 171H96V172H94ZM130 171H131V168H130ZM132 172V173H133ZM202 173V174H200V173ZM255 172L257 173V174H255ZM256 176H255V175ZM259 174H258V176H259ZM58 175V176H57ZM99 175H97V176H99ZM6 176H7V178H6ZM82 176V177H81ZM18 176L16 175L15 176V179L13 180V181H11V183L14 185L15 183V181H17V178ZM58 177V178H57ZM75 177V178H74ZM204 177V176H203ZM203 177H201V178H203ZM151 178V179H150ZM163 178V179H162ZM199 178V177H198ZM234 178L236 179V177L234 176ZM5 180V181H3V180ZM166 179V180H165ZM243 179V180H244ZM76 180H78V181H76ZM87 180H89V181H87ZM148 180V181H147ZM163 180V181H162ZM169 180H170V182H169ZM182 180V181H181ZM199 181L201 180L200 178L198 179ZM242 182L243 184H241L240 182ZM251 183H253V182H256L257 184H258V186H259V184L263 187V189L259 186H257V184H255L254 186L252 185H250V182ZM253 181V182H252ZM202 182V181H201ZM232 182V181H231ZM77 183V184H76ZM172 183V184H171ZM181 183H179V184H181ZM185 183H187L188 184V186L189 185H191V184H189V181L188 182H185ZM235 183H236V185H235ZM246 183H249L248 184V186L250 185L251 187H254V188H259V190L260 191H258V189H256L255 191H251L252 190V188L250 187H248L247 186V184ZM229 184V185H228ZM2 185H0V187L2 186ZM60 185H62L61 187H63V188H61L60 187ZM64 185V186H63ZM152 185V186H151ZM185 185V184H184ZM199 185H201V183H199ZM245 185H246V187H248V188H246L245 187ZM56 186H58V187H56ZM180 187H182V189L184 188V187H187L186 185L183 187V184H182V186H180L179 185V188ZM191 188L192 187H194V184L192 185V186H190ZM190 187H188V188H190ZM214 187H216V188H214ZM239 188V190H236V189H238ZM245 188H246V190L248 189L249 191H245ZM187 189V188H186ZM205 189V188H204ZM204 189H203V191H204ZM65 190V191H64ZM77 190V191H76ZM184 190H185V188H184ZM224 190V191H223ZM58 191V192H57ZM239 191V193H237ZM241 191V192H240ZM243 191V192H242ZM245 191V192H244ZM45 192V191H44ZM74 192V193H73ZM147 192V193H146ZM211 192V193H210ZM255 192H257V195H256V197L258 196L259 198H260V200H259V198L257 197V198H255V197H253L254 195V193ZM1 193V192H0ZM139 193V194H138ZM141 193V194H140ZM241 193H243V194H241ZM44 194H46L47 195V192H45ZM60 194V195H59ZM79 194V195H78ZM239 194V195H238ZM253 196H252V195ZM64 195V198L62 197ZM75 195V196H74ZM140 195V196H139ZM248 195V196H247ZM0 219L1 218H3V217H5L6 216V214H8V213H10V211L12 210V206H10L11 204L8 202V201H6V198H4V196H2L1 194H0ZM4 198V199H3ZM77 198V199H76ZM140 198V199H141ZM204 198V202H199V201H201L202 199ZM72 199V200H71ZM76 199V200H75ZM83 199V200H82ZM84 199H86V200H84ZM250 200V202H251V204H253V207L255 206V208H256V210H257V213H256V210H255V208H254V210L251 212L250 210L247 212V213H249V214H247L246 213V211L245 210H243L242 209V207H241V202L243 203V202H245L246 200ZM147 200V199H146ZM67 202V204H66V202ZM74 201V202H73ZM80 201H83V205L81 204V206H80V204H78ZM86 201V202H85ZM8 202V203H7ZM76 202V203H75ZM160 202V203H159ZM253 202V203H252ZM256 202V203H255ZM200 203V206H201V209L203 210H201V212H200V210H199V214H195V215H193V213L196 211V207L198 208V204ZM263 203H264V200H263ZM89 204V205H88ZM257 204V205H256ZM77 205H79V206H77ZM222 205V206H221ZM67 206H69V208L67 207ZM256 206H258V207H256ZM68 210V213H67V210L66 211H64L65 210V208ZM85 207V208H84ZM160 207V208H159ZM179 207V208H178ZM182 207H183V209H182ZM239 207V208H238ZM261 207V206H260ZM71 208H73L74 210H75V213H76V215L78 216L79 215V218L77 219L76 218V220H75V222H72L71 220H70V218L68 217V215L66 216V213L67 214H69V210L71 209ZM89 208V209H88ZM9 209V210H8ZM62 209V210H61ZM204 209H205V211H204ZM242 209V210H241ZM253 209V208H252ZM82 210V211H81ZM160 210V211H159ZM3 211H4V213H3ZM65 213H63V212ZM86 211V212H85ZM163 211V212H162ZM193 211V212H192ZM2 212V213H1ZM7 212V213H6ZM58 212V211H57ZM77 212H79V214L77 213ZM162 212V213H161ZM190 212V213H189ZM210 212V211H209ZM259 212V213H258ZM91 213V214H90ZM178 213V214H177ZM251 213L252 214H254V215H251ZM62 214V215H61ZM88 214H90V215H88ZM163 214V215H162ZM174 214H176V215H174ZM191 214V215H190ZM202 214V215H201ZM204 214V215H203ZM233 214V215H232ZM255 214H257V215H255ZM63 215H64V217L65 218H63L62 219V217H63ZM85 215V216H84ZM179 215V216H178ZM206 215V216H205ZM252 217H250V216ZM177 216V217H176ZM192 216H193V218H194V221H195V226H192ZM96 217V218H95ZM249 217V218H248ZM254 217V218H253ZM259 217V218H258ZM67 218V219H66ZM82 218V219H81ZM91 218V219H90ZM248 218V219H247ZM87 221H86V220ZM177 219V220H176ZM246 219H247V221H246ZM250 219V220H249ZM253 219H255V220H253ZM67 220V222H65ZM200 221V220H203V222L202 223H204L202 226H200L199 228H197V226H196V223L198 222V221ZM257 220H259V221H262V222H260L259 223V221H257ZM59 221H61V222H59ZM64 221V222H63ZM69 221V222H68ZM252 221H255L254 223L252 222ZM27 220H25V222H24V224L26 225V230L24 229V230H19L20 231V233H19V231H18V234L19 235H25V236H22V237H24V238H22L21 236V238L20 237H18L17 238V235H15L14 237H12L10 240H8V241H0V264H46V263H48V262H50L49 264H52L51 262H55L54 264H81V263H79L78 262V258L77 257H75L74 255H71V254H68V257L66 256V255H62L61 253H57V254H46V255H44V257L42 256L40 259H36V260H33V261H22V262H18V263H16V262H10V261H8L6 258H10L11 257V254L12 253H14V251L16 250V248H18L19 246H22V244H25V246L24 247H27V249L28 250H30V249H36V250H34V251H36V252H38V250H40L41 248H43V246L47 243V239H48V237H49V234H48V231H46L45 230V228L44 227H40V228H38L39 227V225H38V227L37 226H35L34 227V225H30V222H28ZM72 222V223H71ZM82 222V223H81ZM186 222V223H185ZM243 222V223H242ZM60 223H62L61 225H60ZM67 223V224H66ZM211 223V222H210ZM264 223V222H263ZM28 224V225H27ZM63 224H66V225H64L63 226ZM253 224V225H252ZM59 225V226H58ZM212 225H213V223H212ZM211 224H210V226H212ZM30 226V227H29ZM85 226V227H84ZM204 226V227H203ZM249 226V227H248ZM253 227V229H252V227ZM37 227V228H36ZM58 227H60V228H58ZM63 227H65V228H63ZM72 227V228H71ZM80 227V230L81 231H79V228ZM82 227V228H81ZM201 227H203V228H201ZM251 227V228H250ZM36 228V229H35ZM43 228H44V231H43ZM91 228H92V230H91ZM196 228V229H195ZM34 229V230H33ZM39 229V230H38ZM36 230V231H35ZM82 230H83V232H82ZM204 230H205V232H204ZM22 231V232H21ZM37 231H39V232H37ZM29 232V233H28ZM33 232V234H31ZM34 232H35V234H34ZM22 233V234H21ZM61 233V234H60ZM188 233V235H191V234H189ZM199 233V234H198ZM208 235H206V234ZM38 234V235H37ZM31 235V236H30ZM199 235V237L202 239H200V238H198L197 236ZM251 235V234H250ZM250 235H248V237L247 238H251V237H249ZM260 235H263V234H259L258 236H255L254 237V240L252 239V241H253V243L252 244H254L255 243V245H252V246H254V248L253 247H251V248H253V249H255L256 247H258V246H260L259 244H261V246H260V249H258V248H256L257 250H260V251H258L259 253H257V254H260V255H255L256 254V252H254L251 248H243L244 250H246L247 252H244V250L242 251V249L239 251L240 252V256H244L243 258L242 257H240V259H239V252L237 251V252H235L236 250H235V248H231L228 252H229V258H231V259H228V264L230 263V261L229 260H231V262L232 263H230V264H238V262H239V264H264V248L262 249V246L264 247V242H260V240H259V238L258 237H260L261 238V240H263L264 239V235H263V237H261ZM13 238H15V239H13ZM27 238V239H26ZM31 238H33V240L30 239ZM35 238V239H34ZM255 238H258V240H255ZM36 239H38L37 241H36ZM42 239H43V241H42ZM159 238H156V239H154V238H152L150 241H151V243H152V245H151V249H152V252H151V254L153 255V254H155V253H157V254H159L160 252H158V251H163V250H161V249H163V247L162 246H164V245H166V242H163V241H160V239L158 240ZM195 239V240H196ZM214 239V240H213ZM41 240V241H40ZM165 240H167V239H165ZM199 240V241H198ZM203 241L202 242V245H200L201 244V241ZM206 240H208V242H206ZM18 241H19V243H18ZM22 241L24 242V241H26V242H24V243H22ZM31 241H32V243H31ZM219 241V242H218ZM264 241V240H263ZM205 242V243H204ZM222 242V241H221ZM225 243L227 242V240L226 241H224ZM231 244H234L235 242H234V240L232 239L231 240ZM258 242V243H257ZM38 243V244H37ZM150 243V244H151ZM158 243H162L161 244V246L158 244ZM224 243V244H225ZM19 244V245H18ZM28 244H29V246H28ZM34 244H36L35 246H34ZM39 244H43L42 246L40 245L39 246ZM214 244V243H213ZM214 244V245H215ZM258 244V245H257ZM225 245H227V244H225ZM257 245V246H256ZM31 246V248H28V247H30ZM153 246V247H152ZM34 247H37V248H34ZM200 248V249H201ZM157 249V252H155V250ZM233 249V250H232ZM255 249V250H256ZM203 250V249H202ZM250 251V253H248L249 251ZM263 250V251H262ZM33 252V251H32ZM35 252V253H36ZM164 252V251H163ZM237 253V254H236ZM243 253H244V255H243ZM59 254V255H58ZM230 254H231V256H230ZM247 255V257H246V255ZM253 255V256H251V257H249V255ZM5 255V256H4ZM50 255V256H49ZM51 255L53 256V257H51ZM235 256V255H238L237 257H234L235 259H238L237 261H235V259H233V256ZM61 256H63V258L61 257ZM256 256V257H255ZM58 257V258H57ZM74 257V258H73ZM167 258H165L164 260H163V262L164 263H161V264H173V262L171 261L170 262V260L172 259L170 256H166ZM47 258V259H46ZM62 259V260H60V259ZM245 258V259H244ZM250 258V259H249ZM42 259V260H41ZM54 259V260H53ZM167 259V260H166ZM45 260H48V262L47 261H45ZM52 260V261H51ZM214 260H215V258H214ZM242 260V261H241ZM244 260H246V261H244ZM58 261V262H57ZM71 261V262H70ZM213 261V260H212ZM252 261V262H251ZM64 262V263H63ZM184 262H186V261H184ZM244 262V263H243ZM250 262V263H249ZM93 263H99L98 261H96V262H93ZM208 262H206L205 264H207ZM211 263V262H210ZM213 264H220V263H223V258H221L220 260H219V262H217V260H215L214 262H212ZM110 264H114V263H110ZM181 264H188L187 262L186 263H181ZM195 264V263H194Z\"/></svg>","mask_w":264,"mask_h":264}]
</instances>
